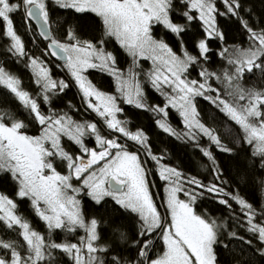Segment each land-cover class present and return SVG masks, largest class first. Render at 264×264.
Masks as SVG:
<instances>
[{
  "label": "snow or ice",
  "instance_id": "6c2138e0",
  "mask_svg": "<svg viewBox=\"0 0 264 264\" xmlns=\"http://www.w3.org/2000/svg\"><path fill=\"white\" fill-rule=\"evenodd\" d=\"M172 2L51 0L54 6L63 10L94 13L101 19L105 34L116 39L133 58L136 67L141 58L151 60L153 69L146 75L152 87L165 96L166 104L161 107L145 103L135 69H130L127 74L118 70L112 53L105 52L90 41H81L71 30L66 33L69 43L58 42L49 36L48 0H0V36L9 41L5 50L16 57L28 55L11 19V14L23 10L26 30L31 29L32 21L40 22L39 35L49 41L46 50L51 51L48 54L65 60L82 94L85 108L99 117L114 136H102L96 123H81L72 120L67 114L45 113L41 110V103H51L49 93L68 87L64 81L51 78L50 70L43 61L31 58L27 62L35 77L34 84L39 89L36 97L23 90L21 81L0 65V86L18 102L25 118L30 117L29 122L38 126V134L29 135L25 131L28 124L11 112L0 109V174L7 172L11 175L18 186L16 195L30 200L31 208L46 225L49 236L56 230L68 233L83 230L85 233L79 237L78 243H57L50 238L46 240L17 214L18 206L14 200L0 193V222L8 230H19L18 235L27 252L26 255L21 254L17 241L0 239V250L7 254L0 255V264H44L53 259V250L66 254L73 264H105L98 253H109V249L97 244L100 239L98 221L95 218L86 221L82 214L78 199L81 192L97 204L110 197L121 208L137 216L138 239L134 243L138 246L140 264L147 259L152 245L151 236L157 231L160 232L165 249L162 255L149 260L148 264H217L215 249L219 243V225L215 220L197 214L193 206L197 196L203 195V192L227 197L218 202L228 209H231L229 199L235 202L246 217L247 231L264 244V222L257 220L258 211L250 203L235 194L226 193L218 184L205 185L166 166H161L159 173L167 183V196L163 202L165 211L162 215L150 193L147 171L140 155L129 151L126 142H120L122 138L134 142L143 149L145 156L159 163L158 157L151 153L147 136L143 131H129L126 121L118 119L117 114L123 110L117 103V97L96 89L83 74L88 69L107 71L115 77L117 91L123 102L138 109L162 114L165 118L169 108L175 109L182 119L184 130L172 128L167 119L156 120L159 128L177 139L195 141L215 168L211 151L199 145L201 137L207 138L220 151L231 152V149L222 143L215 129L205 126L199 118L195 100L197 97L208 100L227 120L239 127L242 136L238 142L247 145L251 157L257 158L264 167V92L245 89L239 83L246 72L252 73L255 69L264 73V29L254 30L239 16V0H222L224 12H219L215 0H180L187 9L180 15L187 22L198 18L206 26V38L197 44L201 58H208L209 39H223V33L216 25L217 14L238 17L250 42L246 50H234L235 54L227 57V63L234 66L232 72L217 76L216 73L201 69V80H190L185 74L193 64L198 63V58L186 50L183 57L178 56L166 42L152 36V28L156 25H162L177 37L185 30L184 25L176 24L171 19ZM193 11L198 16H193ZM227 53V48L222 49L219 56L225 58ZM214 77L225 85L228 99L221 96L219 88H213L209 83ZM164 88L168 91H164ZM225 131L230 129L226 127ZM86 137L93 138L96 147H88ZM63 138L78 147V155L70 154L63 147ZM57 161L65 164L67 174L57 171ZM216 177L219 179L218 170ZM74 180L79 182V186L73 183ZM197 189L202 191L197 193ZM181 194L187 200L181 199ZM259 215L264 220V212ZM230 236L244 239L235 232L230 233ZM245 242L252 243L250 240ZM108 264H122V260L119 256H111Z\"/></svg>",
  "mask_w": 264,
  "mask_h": 264
},
{
  "label": "trees",
  "instance_id": "16d2710c",
  "mask_svg": "<svg viewBox=\"0 0 264 264\" xmlns=\"http://www.w3.org/2000/svg\"><path fill=\"white\" fill-rule=\"evenodd\" d=\"M239 16L247 21L249 27L254 30L264 29V0H239ZM215 6L219 12L225 11V5L222 0H215ZM49 23L53 37L62 43H69L66 33L71 30L81 41H90L93 44L102 47L105 52H110L115 57V67L121 72L127 74L130 69H135L137 80L139 81L145 96V103L149 106H164L166 104L165 96L160 91L153 88L147 78V73L153 69V63L149 59H140L138 67L133 64V58L128 55L114 37H109L105 34L102 21L94 13H75L68 10L60 9L48 0ZM186 9L185 5L180 0H173L171 19L174 23L184 25L185 30L177 37L162 25H156L152 28V36L156 40L166 42L172 51L183 57L184 51L196 56L198 63L193 64L185 74L190 80H201L199 72L201 69H206L210 73H216L217 76H222L224 72H232L233 65L227 63V57L234 55V50H246L250 47V42L246 39L247 32L242 27L238 17L231 15L222 16L216 15V25L223 33V39H209L207 59L200 57L197 44L200 40L206 38L205 25L198 18L187 22L181 13ZM193 16L198 14L193 11ZM15 30L22 37L26 57H16L8 53L5 49L9 41L0 36V65L6 71L16 76L21 81V88L26 90L36 97L38 86L34 84L35 77L32 74V69L27 66V62L31 58H38L43 61L50 70L51 78L57 81H64L68 87L60 91L49 93L51 103L45 105L41 103V110L45 113L56 112L59 114H67L72 120L77 122L96 123L102 136L114 138L113 134L106 128L99 117L93 112L87 110L82 100V94L71 77L70 70L66 64L59 63L49 57L46 43L39 39L36 34V29L32 24L31 31L34 35L31 38V32L25 28L23 10L11 14ZM102 41V44L100 43ZM228 49L225 58H221L219 53L222 49ZM47 52V55L44 53ZM61 68V70L59 69ZM84 75L95 86L96 89L117 97V103L122 108V112L118 113V119L126 121L129 131H143L147 136V143L151 146V153L159 159L152 160L145 156L143 149L134 142L126 141L130 145V150L138 152L142 155L144 163L151 172L150 180L152 181L153 195L158 209L164 208L163 201L165 199L163 192V184L165 183L159 176L161 166L175 168L180 171L184 177L195 178L199 182L208 184H218L228 194H235L246 202L250 203L254 209L258 211L257 220H261L259 213L264 212V167L261 166L257 158L250 155V149L247 145L240 141L242 132L239 127L227 118L208 100L197 97L195 100L196 108L199 112L201 122L212 129H215L216 134L220 137L231 152H223L211 145L207 138L201 137L199 145L202 148H207L211 151L215 159V168L197 147L195 141L188 139H177L168 133H165L156 123L158 119H167L172 128L182 131V119L178 112L173 109H168V116L165 118L162 114L138 109L134 105H129L123 102L121 94L117 91L115 77L107 71L97 69H88ZM209 83L213 88H219L222 97L228 99L225 90V85L220 80L211 79ZM245 89H254L264 92V73L253 70L252 73H245L239 81ZM168 91L167 88L163 89ZM209 95H214L209 93ZM0 109L11 112L17 119L23 120L28 127L25 129L29 135L38 134V126L35 123H30V117L25 118L24 110L18 102L4 91L3 86H0ZM99 121V122H98ZM103 127L105 129H103ZM230 131H225V128ZM121 135V134H116ZM121 140H124L123 138ZM85 143L88 147H96L94 139L85 138ZM63 147L70 153L79 154L78 147L67 140L62 139ZM57 171L61 174H67L66 166L63 162H55ZM216 170L219 172V179L216 177ZM79 186V182L73 181ZM185 187H190L185 185ZM18 190L17 184L7 172L0 174V193L7 195L17 204V214L26 219L32 229L38 231L45 236L46 240L51 239L57 243L71 242L78 243L79 237L85 235L83 230H77L74 233L56 230L49 236L48 230L44 222H42L31 208L30 200L27 198L21 199L16 193ZM197 193L202 190L197 189ZM183 199H187L182 195ZM227 197H218L213 194L203 192V195H198L194 203V210L197 214L207 217L210 220H215L219 225L218 237L219 243L216 246L217 264H264V244H261L255 235L247 231L246 217L240 212L238 205L229 199L231 209L226 208L219 203V199ZM81 202L82 214L86 221L95 218L98 221V233L100 236L97 244L101 247H107L109 253H98L104 259L105 264H108L111 256H119L122 264H136L139 260L137 255L138 246L134 243L139 229V221L135 214L117 205L112 198H105L100 204L95 203L84 192L78 196ZM18 229L8 230L5 225L0 222V239L5 241H17L20 247L18 250L22 255H26L24 242L18 235ZM235 232L237 239L230 236V233ZM123 234V235H121ZM159 234L156 232L152 235V239ZM250 240L248 244L245 241ZM159 251L164 250V244L161 239L158 240ZM222 245H227L223 247ZM0 255H7L6 252L0 250ZM53 259L44 264H73L66 254L59 250H53ZM151 259V255L149 260Z\"/></svg>",
  "mask_w": 264,
  "mask_h": 264
},
{
  "label": "rangeland",
  "instance_id": "374dc122",
  "mask_svg": "<svg viewBox=\"0 0 264 264\" xmlns=\"http://www.w3.org/2000/svg\"><path fill=\"white\" fill-rule=\"evenodd\" d=\"M28 32H31V34H32V31L31 30H28ZM31 36V38H33L34 37V35L32 34V35H30ZM45 55H47V52H45L44 53ZM48 67V66H47ZM60 70H61V68H59ZM84 74V73H83ZM99 122V121H98ZM102 125H103V123H102ZM103 129H105L104 127H103ZM121 143H125L126 141L125 140H121L120 141ZM127 143V142H126ZM127 146H128V149H129V151H131L130 149V145H129V143H127ZM135 152V151H134ZM138 153V152H137ZM139 155H140V157H141V161H142V163H143V165H144V167L146 168V171H147V179H148V183H149V190H150V193H151V195H152V197H153V200L155 201V197H154V195H153V189H152V181L150 180V176H151V172L149 171V169L147 168V166L145 165V163H144V159H143V157H142V155L140 154V153H138ZM160 176V175H159ZM161 178V177H160ZM163 192H164V197H165V199H166V196H167V191H166V189H167V183H166V181H165V183L163 184ZM180 198L181 199H183V197H182V194H181V196H180ZM164 199V200H165ZM184 200H187V199H184ZM164 202V201H163ZM160 211H161V214L162 215H164V208H161V209H159ZM159 234H157L156 236H154L155 238H153L152 239V237H151V239H152V245H151V247H150V250H149V252H148V257H147V259H145L144 261H143V264H148V261H149V257H150V255H151V259H155V258H157L158 256H160V255H162L163 254V251L161 252V251H159V247H158V240L159 239H161V235H160V232L159 231H157ZM162 240V239H161ZM162 242H163V240H162ZM164 244V243H163ZM164 249H165V246H164ZM150 259V260H151ZM140 262H141V258L139 257V260H138V262L136 263V264H140Z\"/></svg>",
  "mask_w": 264,
  "mask_h": 264
},
{
  "label": "water",
  "instance_id": "95a60500",
  "mask_svg": "<svg viewBox=\"0 0 264 264\" xmlns=\"http://www.w3.org/2000/svg\"><path fill=\"white\" fill-rule=\"evenodd\" d=\"M31 23H32L33 26L35 27V29H36V34L38 35L39 39L42 40L43 42H45L46 44H48L49 41L46 40L44 37H42V36L39 35V23H40V22H39V21H32ZM48 35L53 37L51 27H49ZM50 51H51V50L48 49V53H49ZM49 57H50L51 59H53V60L59 62V63L66 64V63H65V60H64L62 57H54V56H52V55H50V54H49Z\"/></svg>",
  "mask_w": 264,
  "mask_h": 264
}]
</instances>
